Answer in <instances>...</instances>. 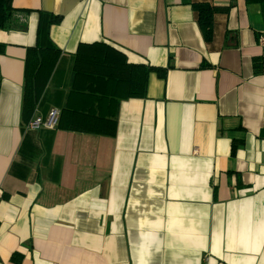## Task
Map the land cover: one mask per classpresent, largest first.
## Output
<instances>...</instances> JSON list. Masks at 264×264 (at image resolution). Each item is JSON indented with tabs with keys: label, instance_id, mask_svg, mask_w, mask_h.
<instances>
[{
	"label": "crops",
	"instance_id": "obj_1",
	"mask_svg": "<svg viewBox=\"0 0 264 264\" xmlns=\"http://www.w3.org/2000/svg\"><path fill=\"white\" fill-rule=\"evenodd\" d=\"M201 3L213 10L209 42L193 9ZM13 5L29 13L25 29L0 30V264H264L260 6ZM40 12L60 17L49 29L60 54L31 119L76 111L115 121L113 136L23 123L25 59ZM95 42L117 47L131 64L166 68V78L150 74L144 99L117 104L71 94L73 55ZM90 82L78 86L86 91Z\"/></svg>",
	"mask_w": 264,
	"mask_h": 264
},
{
	"label": "trees",
	"instance_id": "obj_2",
	"mask_svg": "<svg viewBox=\"0 0 264 264\" xmlns=\"http://www.w3.org/2000/svg\"><path fill=\"white\" fill-rule=\"evenodd\" d=\"M245 1L248 4L259 5L264 16V0ZM193 9L198 14L197 22L203 39L206 42L211 41L213 32L211 6L204 3L193 4ZM28 13V10L15 8L13 0H0V30L25 29ZM59 22L58 15L39 13L37 42L34 47L27 50L25 59L23 123L30 121L60 54V50L49 39V29ZM73 56L70 92L75 95L87 94L96 100L98 106L106 100L117 104L120 100L144 99L147 95L150 74L154 73L160 79L166 78V68H157L147 64H131L123 51L105 42L79 44ZM254 69L256 72H264V64L260 59L254 60ZM83 79L91 81L86 91L78 86ZM88 115L64 109L57 120L56 129L89 131L106 136L115 134V121Z\"/></svg>",
	"mask_w": 264,
	"mask_h": 264
},
{
	"label": "built area",
	"instance_id": "obj_3",
	"mask_svg": "<svg viewBox=\"0 0 264 264\" xmlns=\"http://www.w3.org/2000/svg\"><path fill=\"white\" fill-rule=\"evenodd\" d=\"M259 42L264 45V38H260ZM58 114L57 110H52L45 119L40 116L34 117L26 124V128L28 130L54 129L57 124Z\"/></svg>",
	"mask_w": 264,
	"mask_h": 264
}]
</instances>
